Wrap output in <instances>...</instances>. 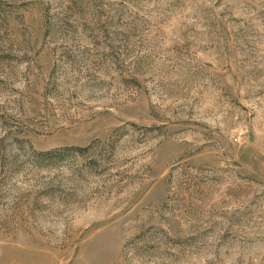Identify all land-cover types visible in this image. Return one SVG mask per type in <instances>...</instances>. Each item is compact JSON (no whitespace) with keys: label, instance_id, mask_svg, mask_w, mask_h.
<instances>
[{"label":"rangeland","instance_id":"1","mask_svg":"<svg viewBox=\"0 0 264 264\" xmlns=\"http://www.w3.org/2000/svg\"><path fill=\"white\" fill-rule=\"evenodd\" d=\"M0 264H264V0H0Z\"/></svg>","mask_w":264,"mask_h":264}]
</instances>
